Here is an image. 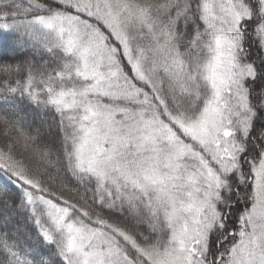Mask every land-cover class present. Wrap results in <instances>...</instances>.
<instances>
[{"label":"snow or ice","instance_id":"1","mask_svg":"<svg viewBox=\"0 0 264 264\" xmlns=\"http://www.w3.org/2000/svg\"><path fill=\"white\" fill-rule=\"evenodd\" d=\"M0 264H264V0H0Z\"/></svg>","mask_w":264,"mask_h":264}]
</instances>
